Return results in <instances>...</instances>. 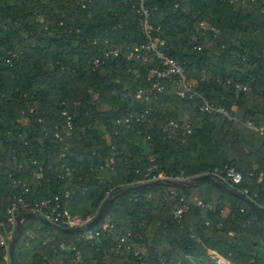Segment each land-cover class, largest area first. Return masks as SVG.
<instances>
[{
    "label": "trees",
    "instance_id": "1",
    "mask_svg": "<svg viewBox=\"0 0 264 264\" xmlns=\"http://www.w3.org/2000/svg\"><path fill=\"white\" fill-rule=\"evenodd\" d=\"M136 1L92 0L82 9L83 0H0L4 227L16 191L11 178L35 188L27 197L31 202L68 192L65 207L85 218L108 195L143 181L148 169L192 179L232 165L242 176L234 188L256 193L254 202L264 210V131L254 130L264 128V0H147L151 25L159 29L152 33L161 41L157 50L183 63L187 80L229 118L200 112L198 100L178 98L166 80L152 115L121 127L117 119L148 105L136 94L149 87L148 71L159 67L153 54L144 65L128 59L135 44L147 42ZM114 49L118 57L93 67L96 57ZM236 83L251 92L236 95ZM63 112L71 117L70 136ZM183 118L191 120V133L170 137L164 125ZM60 148H67L63 158ZM61 164L73 175L67 177ZM39 171L43 177L37 184L33 174ZM195 199L213 210L195 207ZM183 205L189 209L177 221L174 208ZM107 215L113 233L91 241L23 220L14 263L71 264L73 252L59 250L64 244L80 251L85 264H215L209 251L230 264H264V216L207 182L124 194ZM127 234L133 247L144 249L141 261L114 251L115 239ZM0 264H5L1 247Z\"/></svg>",
    "mask_w": 264,
    "mask_h": 264
},
{
    "label": "built area",
    "instance_id": "2",
    "mask_svg": "<svg viewBox=\"0 0 264 264\" xmlns=\"http://www.w3.org/2000/svg\"><path fill=\"white\" fill-rule=\"evenodd\" d=\"M91 1L92 0H83V2H81L80 4L81 8L85 9L86 5L88 3H91ZM146 3L147 0H137L134 10L135 14L137 15L139 30L141 34L146 38L147 42L146 44H135L133 52L129 53L128 55V59L133 60L135 62H140L142 65H144L147 63L148 55L153 54L155 59L159 62V67L157 69H151L148 71L147 81L150 83L149 87L140 89L139 91H137L136 94L137 100L148 102V105L142 110L132 111L126 117L117 119L116 123L119 124L121 127H129L132 124L140 123L142 120H147L148 117L152 115L154 105L159 100L160 95L164 91L163 83L166 80H170L173 82L175 86V94L178 98L198 100L200 103L198 106L200 112L206 113L208 115L219 114L229 118L225 110H223L222 108H215L212 104L207 101L205 97H203L195 89L194 83L187 80L183 63H180L177 60L157 50V45H160L161 41L158 37H153L152 33L158 32L159 29H153L151 25V10ZM201 27L204 29H208L214 37H216L218 34V31L216 29L207 28L203 23L201 24ZM118 56L119 52L116 49L104 51L93 60L92 65L93 67L98 68L99 66L103 65L106 61H109ZM227 83L230 84L229 81ZM234 92L236 95L248 94L251 92V89L247 85L236 83L234 84ZM62 115L65 118L64 122L67 128L65 134L66 136H70L72 130L71 117L67 115L66 112H63ZM58 126V124L55 126V130H58ZM248 127L254 129L250 124L248 125ZM164 130L165 132L169 133L170 137H185L189 135L192 131V122L191 120L186 118L180 120H171L164 125ZM254 130L262 132L264 131V128ZM114 134L116 135L117 132H114ZM54 137L61 141V136L58 131L55 132ZM59 152L61 157L63 158L67 153V148H60ZM60 167L61 170L65 172L67 177L73 175L70 167H66L64 164H61ZM104 167L113 170V168L109 166V163H106ZM153 169H156V167H154ZM33 175L35 176V179L38 184L39 180H41L43 177L41 171L35 172ZM203 175H212L218 178L221 183L228 185L232 188L239 186L242 182L241 174L232 165L225 166L223 171L219 172L215 170L212 173H204ZM11 177L12 176L9 175V178ZM157 180H170L181 182L188 181L190 179L184 178L182 177V175L177 177H170L166 176L163 173L153 174L151 172V169H148L147 173L144 175V180L137 183L136 185L149 183ZM11 184L13 188L16 189V191L11 196L10 204L6 210V227H4L2 223H0V247L3 249L4 252L5 264H9V243L15 234V230L17 227L16 218L18 215L24 213L34 214L40 216L50 224L57 225L65 229L83 227L95 217L103 202L110 196L108 195L106 199L100 204L95 214L82 218L79 216L71 215L65 207L70 196L68 192L54 194L47 198L31 202L28 200L27 197H29V195L31 194H34L35 188H32L26 180H22L20 178H11ZM237 191L241 193L244 197H246L249 201L255 204L254 200L257 197L256 193L250 195L248 189ZM194 202H196L195 207L197 208L213 210L211 204H205L199 199H195ZM188 209V205L175 207L173 211V218L179 221ZM113 229L114 226L111 222V219L108 215H106L96 227L91 230L79 233L80 239L82 241H91L100 236L108 237L113 233ZM127 237H129V234L115 239L116 245L114 247V251L119 255H126L128 253H131L134 257L137 258V260L141 261L145 256L144 249L133 247L132 244L128 242ZM59 250L62 252H73L71 264H85L80 251L76 250L74 246H66L64 244H60ZM213 259H222L221 261L219 260L218 264H230L225 258L221 256L216 255L215 257H213ZM141 264L144 263L141 262Z\"/></svg>",
    "mask_w": 264,
    "mask_h": 264
},
{
    "label": "water",
    "instance_id": "3",
    "mask_svg": "<svg viewBox=\"0 0 264 264\" xmlns=\"http://www.w3.org/2000/svg\"><path fill=\"white\" fill-rule=\"evenodd\" d=\"M205 182L210 183V184L214 185L215 187L219 188L220 190H222L223 192L241 200L248 208H250L251 210L257 212L258 214H261L262 216H264V210H262L260 207H258L257 205H255L254 203L249 201L246 197H244L241 193H239L234 188H232L228 185H225L219 181L214 180L209 175H201V176L192 178L188 181H181V182L170 181V180H157V181H153V182H149V183L138 184V185L126 188V189H122V190L116 192L115 194L110 195L103 202V204L101 205V207H100L99 211L97 212V214L95 215V217L89 223L84 225L83 227L65 229V228H62L60 226L50 224L49 222H47L46 220H44L40 216H37L34 214L24 213V214L18 215L16 218L17 227L15 230V234L9 243V251H8L9 264H15L14 263V247H15V244H16L18 238L21 235L22 221L25 219L37 220V221H39V222H41L47 226L52 227L54 230L59 231L61 233L78 234V233H81L84 231L91 230L94 227H96L98 225V223H100L101 220L108 214L110 207H111V204L114 202V200L121 195L129 194V193H135V192H139L141 190H147L149 188L156 187V186L171 185V186L184 188V187L197 186V185H200V184L205 183Z\"/></svg>",
    "mask_w": 264,
    "mask_h": 264
},
{
    "label": "rangeland",
    "instance_id": "4",
    "mask_svg": "<svg viewBox=\"0 0 264 264\" xmlns=\"http://www.w3.org/2000/svg\"><path fill=\"white\" fill-rule=\"evenodd\" d=\"M262 252L264 253V246H263V248H262ZM219 255V254H218ZM208 256H209V252H208ZM220 256V255H219ZM209 257H211V256H209ZM222 257V256H221ZM211 258H213V257H211ZM220 261L222 260V259H219ZM219 260H213V263H215V264H218V262H219ZM193 264H197V263H193Z\"/></svg>",
    "mask_w": 264,
    "mask_h": 264
},
{
    "label": "crops",
    "instance_id": "5",
    "mask_svg": "<svg viewBox=\"0 0 264 264\" xmlns=\"http://www.w3.org/2000/svg\"><path fill=\"white\" fill-rule=\"evenodd\" d=\"M216 255L219 256L217 252H215V251H209V256L215 257Z\"/></svg>",
    "mask_w": 264,
    "mask_h": 264
}]
</instances>
